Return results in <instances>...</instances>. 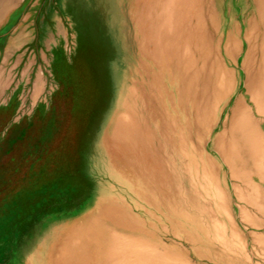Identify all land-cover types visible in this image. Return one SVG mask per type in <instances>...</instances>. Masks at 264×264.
I'll return each mask as SVG.
<instances>
[{"label": "rangeland", "instance_id": "1", "mask_svg": "<svg viewBox=\"0 0 264 264\" xmlns=\"http://www.w3.org/2000/svg\"><path fill=\"white\" fill-rule=\"evenodd\" d=\"M102 1L94 5V0H0V264H32L33 249L44 248V232L51 229L45 235L51 234L54 227L81 220L104 205L121 210L145 237L161 238L171 253L185 257V264H264V229L250 227L247 221L255 219V209L245 203L250 185L231 175L216 148L244 88L238 86L215 111L214 123L204 134L199 153L211 163L204 160L201 167L191 153L162 148L163 169L173 180V190L163 191L156 204L139 198L128 183L141 176L152 185L150 167L131 140L116 137L118 117L135 114L115 111L114 91L121 77L126 86L132 78L141 81L132 66L138 55L136 0ZM165 1L147 0L155 18L150 26L146 23L150 40L163 23ZM196 2L199 6L188 27L192 30L201 20L213 46L229 20L242 25L247 0ZM143 3L139 1V13ZM172 3L178 14L180 0ZM151 92L144 81L142 107L135 115L143 125L144 140ZM159 112H164V120L161 105ZM257 183L264 189V182ZM187 194L199 201L196 210L211 216L215 241L209 238V224L201 227L184 220V214L195 209ZM229 249L231 260L224 257Z\"/></svg>", "mask_w": 264, "mask_h": 264}, {"label": "bare ground", "instance_id": "2", "mask_svg": "<svg viewBox=\"0 0 264 264\" xmlns=\"http://www.w3.org/2000/svg\"><path fill=\"white\" fill-rule=\"evenodd\" d=\"M139 1L133 6L138 55L137 63L132 66L133 74L137 76L139 72L141 81L136 83L132 78L130 88L129 84L124 85L121 76L120 80L116 79L115 111L136 115L142 107L139 98L143 96V84L147 80L152 91L151 115L148 125H144L148 140L143 139V125L135 115L127 119L118 117L116 137L131 140L130 145L137 147L138 153H144L152 185L149 180L146 185L141 176H135L128 184L139 198L145 197L152 204L161 202L158 197L163 191L173 190V180L163 169L162 148L180 150L183 155L191 153L201 167H204V160L210 164L211 160L199 153V147L214 123L216 110H221V105H225L240 85L245 95L235 99L224 129L217 137L216 148L233 177L249 178L260 174V164L264 160V0H247L242 10V25L229 20L228 28L218 36L214 46L201 20H197L192 30L188 27L193 9L199 6L196 0H180L178 14L173 12L172 0H166L163 23L152 40L150 35L148 37L150 28L146 26L147 22L149 26L155 22L151 4L145 0V5L140 4L142 13H139ZM93 3L95 5V0ZM213 21L212 16V25ZM192 44L196 47L195 53L191 51ZM241 53L242 60L238 63ZM160 105L166 112L164 120V112H159ZM196 171L195 175L199 174L200 171ZM150 190L155 193L152 195ZM250 192L256 193V190ZM154 195L157 198L152 200ZM190 198L195 209L193 214L185 213L184 220L201 227L209 224V238L215 241L217 230L211 216L204 214L202 209L196 210L198 200ZM255 199L247 196L246 202L254 205ZM169 209L177 210V207ZM57 227L51 234L45 235L51 230L48 229L40 236V245L44 248L33 249L32 254L36 255L32 264H185L186 261L185 257L171 253L161 238L145 237L137 224L134 226L128 216L111 205L99 206L95 213ZM188 238L191 240L192 236L189 234ZM194 242L197 244V240ZM198 246L197 251L203 254ZM231 252L229 249L224 253L227 260ZM208 253H213L212 248ZM206 262L211 264V261Z\"/></svg>", "mask_w": 264, "mask_h": 264}, {"label": "crops", "instance_id": "3", "mask_svg": "<svg viewBox=\"0 0 264 264\" xmlns=\"http://www.w3.org/2000/svg\"><path fill=\"white\" fill-rule=\"evenodd\" d=\"M261 173L257 176L253 177H243L242 180L244 181V184L249 186V191L252 189L256 190V193L249 192L248 196H252L256 194L255 196V203L254 205L248 204L245 200V203L247 207L250 209H255V219H247V221L251 224L250 227L253 228H263L264 229V189L258 185L257 182H264V160L260 164ZM258 192V193H257ZM254 235H251L252 239ZM259 238V237H258Z\"/></svg>", "mask_w": 264, "mask_h": 264}]
</instances>
